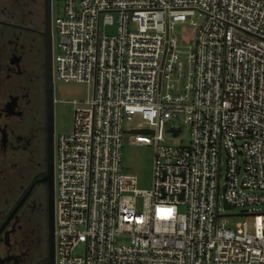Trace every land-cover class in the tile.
<instances>
[{
  "label": "built area",
  "instance_id": "obj_1",
  "mask_svg": "<svg viewBox=\"0 0 264 264\" xmlns=\"http://www.w3.org/2000/svg\"><path fill=\"white\" fill-rule=\"evenodd\" d=\"M61 1L54 81L89 95L55 140L56 264H264V0ZM125 138L155 147L150 191Z\"/></svg>",
  "mask_w": 264,
  "mask_h": 264
},
{
  "label": "flooded vegetation",
  "instance_id": "obj_2",
  "mask_svg": "<svg viewBox=\"0 0 264 264\" xmlns=\"http://www.w3.org/2000/svg\"><path fill=\"white\" fill-rule=\"evenodd\" d=\"M51 28L53 35V18ZM47 31L45 0H0V264H56L47 179ZM56 104L55 96L54 150Z\"/></svg>",
  "mask_w": 264,
  "mask_h": 264
},
{
  "label": "rangeland",
  "instance_id": "obj_3",
  "mask_svg": "<svg viewBox=\"0 0 264 264\" xmlns=\"http://www.w3.org/2000/svg\"><path fill=\"white\" fill-rule=\"evenodd\" d=\"M36 5L40 0H32ZM65 14V3L61 0H53L52 18H53V40H54V56L59 53L60 38L55 28V21ZM181 28L178 27V32H181ZM106 34L114 36L117 33L116 26H109L106 28ZM181 51L186 52L185 48H180ZM182 56H186L183 54ZM55 96L57 100L56 104V138L63 134L71 132L74 121L75 106L74 100L84 101L88 98L89 87L85 83L77 82H63L56 80L55 82ZM36 90H37V86ZM185 115L181 114L173 118L171 126H175L178 129L182 128V133L179 137H174L173 134L166 132L165 141L162 145L169 147H185L188 146L191 138V127L185 122ZM140 126H145V121L136 116L132 121L125 124V130L130 131V134H137L139 132L134 131ZM149 135V134H146ZM154 158L155 147L152 145H137L128 142L125 138L122 149V167L123 172L127 174L135 175L138 178V188L142 191H150L153 188L154 182ZM226 169L223 168L222 176L224 177ZM240 210H238L239 212ZM244 217L231 218V222H241ZM252 223V221H251ZM83 249L80 248L78 253L81 254Z\"/></svg>",
  "mask_w": 264,
  "mask_h": 264
},
{
  "label": "water",
  "instance_id": "obj_4",
  "mask_svg": "<svg viewBox=\"0 0 264 264\" xmlns=\"http://www.w3.org/2000/svg\"><path fill=\"white\" fill-rule=\"evenodd\" d=\"M47 17H48V49H49V65H48V111L51 122L50 127V145H49V158H50V171L47 179L50 182V235H51V256L52 262L55 259V150H54V118H55V83L53 78V68L51 65L53 51H52V7L53 0H45ZM177 136V134H175Z\"/></svg>",
  "mask_w": 264,
  "mask_h": 264
}]
</instances>
